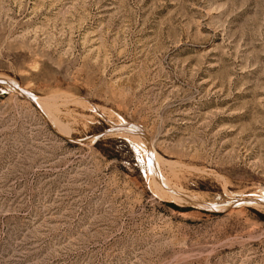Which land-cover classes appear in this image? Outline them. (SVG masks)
I'll list each match as a JSON object with an SVG mask.
<instances>
[{"label":"rangeland","instance_id":"rangeland-1","mask_svg":"<svg viewBox=\"0 0 264 264\" xmlns=\"http://www.w3.org/2000/svg\"><path fill=\"white\" fill-rule=\"evenodd\" d=\"M0 264H264V0H0Z\"/></svg>","mask_w":264,"mask_h":264}]
</instances>
